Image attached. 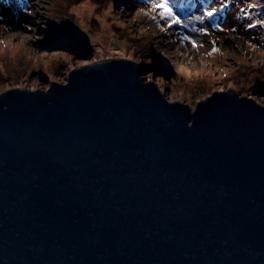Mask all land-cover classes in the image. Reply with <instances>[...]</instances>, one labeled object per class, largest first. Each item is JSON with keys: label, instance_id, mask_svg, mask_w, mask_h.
Returning a JSON list of instances; mask_svg holds the SVG:
<instances>
[{"label": "water", "instance_id": "obj_1", "mask_svg": "<svg viewBox=\"0 0 264 264\" xmlns=\"http://www.w3.org/2000/svg\"><path fill=\"white\" fill-rule=\"evenodd\" d=\"M0 264H264V102L123 60L4 90Z\"/></svg>", "mask_w": 264, "mask_h": 264}, {"label": "rangeland", "instance_id": "obj_2", "mask_svg": "<svg viewBox=\"0 0 264 264\" xmlns=\"http://www.w3.org/2000/svg\"><path fill=\"white\" fill-rule=\"evenodd\" d=\"M46 1L50 10L54 5L55 8L62 5L61 0H31L30 9L21 16L0 20V61L19 70V74L28 66L27 60L48 69L45 73L41 70L39 78L30 81L0 83V96L4 90L27 88L68 77L72 71L93 63L123 60L136 63L143 76L169 98L184 105L190 115L195 112L196 105L213 92L228 88L241 92L258 105L264 102V24L257 23L264 20V0L191 3L192 9L183 14L177 12L186 23L191 17L203 15L205 10L217 11L203 23L192 20L187 28L180 25L168 28L166 21L158 16L154 21L151 17L156 13L150 10L147 0H115L104 8L96 0H84L72 12L79 33L89 43L90 52L69 56L64 51L42 50L35 44L43 35L47 36V26L41 18L43 2ZM249 24L256 26L249 28ZM193 27L204 28L207 34L191 31ZM185 35L195 40L197 47L183 40ZM148 46L157 49L151 57H145L149 53L145 50ZM213 48L217 51L214 52ZM17 53L19 57L16 58L14 54ZM145 62L148 63L147 69ZM153 62L154 67L149 69ZM3 67L4 64L0 63L1 79L9 78ZM55 68L56 72L51 73ZM255 80H259L263 87L260 93H252V86L246 90Z\"/></svg>", "mask_w": 264, "mask_h": 264}, {"label": "trees", "instance_id": "obj_3", "mask_svg": "<svg viewBox=\"0 0 264 264\" xmlns=\"http://www.w3.org/2000/svg\"><path fill=\"white\" fill-rule=\"evenodd\" d=\"M110 1L115 2V0H96V2L97 3L99 2V6H102V8H104L107 5V3H109ZM202 1L204 0H177V2L180 5V8L177 9V12L183 14L184 12H186V10L192 9L191 3L194 5H199L202 3ZM30 2L31 0H0V13L1 12L4 13L3 16L0 15V20L5 21L7 18L8 19L12 18V16L14 19H16L17 17L21 16L25 10L30 9ZM83 2L85 1L61 0L62 5H59L57 8H55L54 5L51 10L49 6L46 7L47 1L43 2L44 10L42 13L43 17L41 16V18H44V24L47 26L46 28L47 36L43 35L42 39H38L37 41H35L36 46H39L40 49L47 51L48 50L60 51V52L64 51L63 53H65L68 56L70 54L80 55L82 53H89L90 52L89 43L85 40L86 39L85 36L83 35L84 36L83 37L79 33V29L76 23L77 22L76 17L72 12L74 8L78 7ZM48 4L52 5V3L49 1ZM75 45H77V47ZM145 50L149 52L148 55L145 54V57H151L155 52H157V49L151 46H148ZM14 55L17 58L18 53ZM10 60L8 59L7 61ZM27 61H28V66L24 67L22 70L23 72H21L20 74H19L20 71L15 70L13 66L10 68L6 63L0 61V63L4 64L3 67L4 71L10 75L9 78L1 79L0 77V83L4 81H12L15 83H18L19 80L30 81L35 77L39 78V75L42 74V72H40L41 70L44 71V73L46 72V70H48L46 67H44L39 63H36L35 61L34 62L29 60ZM154 64L155 62H153V66L151 65L149 66V69L150 67H154ZM46 66H48V64ZM57 68H60V66ZM57 68L53 69L50 72L51 73L56 72ZM145 68L146 69L148 68L147 62H145ZM25 75L26 77H24ZM243 78H247V77H243ZM244 80H246L247 82V79ZM241 84L244 85L245 83L241 82ZM251 86L253 88L252 90H250ZM262 88L263 87L261 86V82L259 80H255L251 82L250 86H248L246 90L249 89L252 93L255 92L260 93L262 92ZM240 93L241 92H239V94Z\"/></svg>", "mask_w": 264, "mask_h": 264}, {"label": "snow or ice", "instance_id": "obj_4", "mask_svg": "<svg viewBox=\"0 0 264 264\" xmlns=\"http://www.w3.org/2000/svg\"><path fill=\"white\" fill-rule=\"evenodd\" d=\"M147 3L150 5V10L153 13H156V15H153L151 18L155 21L158 16L159 19L166 21L168 28H171L173 25H180L181 27L187 28L188 24L191 23L192 20H199L201 23H203L205 18L213 17L217 11V9H212L211 11L205 10L203 15L191 17L186 23L177 13V9L180 8L177 0H147ZM157 10L159 11L157 12ZM257 23L264 24V20H259ZM255 26V24L248 25L249 28ZM191 31L207 34L204 28L193 27ZM233 31H235V29H233ZM182 39L189 41L193 47H197L196 41L190 39L189 36L185 35L182 37ZM213 51L215 52L217 49L213 48Z\"/></svg>", "mask_w": 264, "mask_h": 264}, {"label": "bare ground", "instance_id": "obj_5", "mask_svg": "<svg viewBox=\"0 0 264 264\" xmlns=\"http://www.w3.org/2000/svg\"><path fill=\"white\" fill-rule=\"evenodd\" d=\"M82 15V14H81ZM101 63H104V62H101ZM101 63H93L92 65H98V64H101Z\"/></svg>", "mask_w": 264, "mask_h": 264}]
</instances>
